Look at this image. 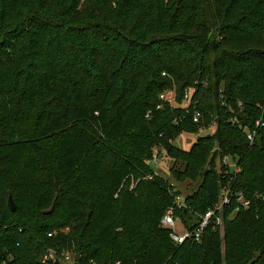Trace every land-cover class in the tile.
I'll return each mask as SVG.
<instances>
[{"label": "trees", "instance_id": "obj_1", "mask_svg": "<svg viewBox=\"0 0 264 264\" xmlns=\"http://www.w3.org/2000/svg\"><path fill=\"white\" fill-rule=\"evenodd\" d=\"M155 145L174 181L147 162ZM186 179L185 228L224 188L231 202L221 229L177 244L161 220ZM50 250L264 264V0H0V264H56Z\"/></svg>", "mask_w": 264, "mask_h": 264}, {"label": "built area", "instance_id": "obj_2", "mask_svg": "<svg viewBox=\"0 0 264 264\" xmlns=\"http://www.w3.org/2000/svg\"><path fill=\"white\" fill-rule=\"evenodd\" d=\"M168 91L172 92V94L176 96L174 90H168ZM168 91H164L163 93H161L160 99L165 102H169L171 103V105H173L170 97L167 96ZM191 95H192V90H187L184 99L185 107L189 106ZM162 106L163 103L158 104L157 109L162 108ZM149 114L150 112L148 113L147 116H149ZM199 118H200V112H197L194 115V121H198ZM259 125H261V121H257V126ZM255 133L256 132H251V131L248 132V139L252 141L254 139ZM162 151L163 148L159 147L158 145H155L153 147V155L147 162L153 166L158 165L162 159V156L160 155ZM155 174L157 173L155 172ZM171 193L174 197V204L163 215L161 224L163 227L169 228L171 230L170 233L171 239L177 244H182L188 240L192 242L200 241L204 230L210 226H212V228L216 231H218V229H221L223 227L224 224L223 209L226 204H229L231 202V198L229 195L230 191L228 189L224 188L222 190V194L219 196L220 199L217 201V203L200 216L201 219L196 228L190 230L184 227L185 228L184 232L177 231L178 223L183 224V222L181 220V217L176 214V210L186 207L185 198L182 194L177 193V188L175 186L171 189ZM249 203H250L249 201L246 202L244 201L243 205L248 206ZM52 234L53 232H50L49 236H52ZM45 261H49L53 263L59 261L60 264H76L74 260V256L71 251H64L61 253V255L58 256L55 251L50 250L48 254L45 256Z\"/></svg>", "mask_w": 264, "mask_h": 264}, {"label": "rangeland", "instance_id": "obj_3", "mask_svg": "<svg viewBox=\"0 0 264 264\" xmlns=\"http://www.w3.org/2000/svg\"><path fill=\"white\" fill-rule=\"evenodd\" d=\"M167 96L170 97L171 102L173 103V105H177L176 104V96L174 94H172V92L168 91L167 92ZM175 96V97H174ZM214 129V127L212 128V130ZM211 129L209 131H212ZM207 132L204 129L199 130V132H194V133H188V132H184L180 135L177 136V138L174 140V145L178 148L184 149V150H189L192 145L197 141V139L200 136L205 135ZM172 165V159H170L169 157H165L163 159H161V161L159 162L158 165L155 166V172L162 176L164 179L171 181H174V177L172 176V173L170 171V166ZM200 182H192L188 179L183 180L178 182V186L181 188L182 190V195L185 197L186 195L192 193L198 186ZM61 232L65 233L69 230V228H62L60 229ZM185 228L183 226V224L178 223L177 226V231L178 232H184ZM73 254V253H72Z\"/></svg>", "mask_w": 264, "mask_h": 264}, {"label": "water", "instance_id": "obj_4", "mask_svg": "<svg viewBox=\"0 0 264 264\" xmlns=\"http://www.w3.org/2000/svg\"><path fill=\"white\" fill-rule=\"evenodd\" d=\"M211 136H212V134H207L206 135V137H211ZM8 206L13 212L16 211V209H17V205H16V202H15V199H14V197L11 194L9 195V198H8ZM52 210H53V207H51L48 210H45L44 213H50ZM56 264H60L59 261H56Z\"/></svg>", "mask_w": 264, "mask_h": 264}]
</instances>
